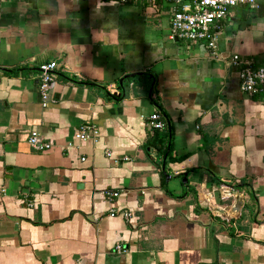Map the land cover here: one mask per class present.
Returning <instances> with one entry per match:
<instances>
[{
  "label": "crops",
  "instance_id": "0c3cea01",
  "mask_svg": "<svg viewBox=\"0 0 264 264\" xmlns=\"http://www.w3.org/2000/svg\"><path fill=\"white\" fill-rule=\"evenodd\" d=\"M262 9H231L215 56L163 0H0V264H264V95L232 63L264 67Z\"/></svg>",
  "mask_w": 264,
  "mask_h": 264
},
{
  "label": "built area",
  "instance_id": "2783aa9c",
  "mask_svg": "<svg viewBox=\"0 0 264 264\" xmlns=\"http://www.w3.org/2000/svg\"><path fill=\"white\" fill-rule=\"evenodd\" d=\"M120 3L137 2L139 0H116ZM158 0H152L155 5ZM173 7L171 15V38L184 39L193 42H205L212 54H218V38L221 29L220 22L227 18L230 10L241 5L261 9L262 3L258 0H163ZM234 65H241L239 77L241 89L250 96L264 95V67L254 68L249 60H242L239 55L232 57ZM57 63L55 61L43 63L40 66L39 90L43 105L47 106L53 101L51 87L54 81ZM154 129H163L165 123L159 112L153 113L149 120ZM100 131L96 125L85 124L77 131L75 138L79 141L97 140ZM29 142L38 152L53 149L51 141L44 140L38 131H33ZM112 156L111 152H107ZM126 160L129 158L126 157ZM107 196L113 200L120 196L119 191H108ZM111 216H116V211H111ZM131 213L125 212V217L130 218ZM114 252L124 253L126 248L117 243Z\"/></svg>",
  "mask_w": 264,
  "mask_h": 264
},
{
  "label": "trees",
  "instance_id": "16d2710c",
  "mask_svg": "<svg viewBox=\"0 0 264 264\" xmlns=\"http://www.w3.org/2000/svg\"><path fill=\"white\" fill-rule=\"evenodd\" d=\"M261 8H263V9L260 11V14L264 15V6H262ZM168 140H169V138L167 137V134L158 135L156 132L155 136H153L152 138H150L148 140V146L155 147L160 153H163L164 156L165 155L169 156L171 144L169 143ZM242 186H244V185H242ZM232 189L237 190V189H239V187L238 186H232Z\"/></svg>",
  "mask_w": 264,
  "mask_h": 264
},
{
  "label": "water",
  "instance_id": "95a60500",
  "mask_svg": "<svg viewBox=\"0 0 264 264\" xmlns=\"http://www.w3.org/2000/svg\"><path fill=\"white\" fill-rule=\"evenodd\" d=\"M185 182H186V179H185Z\"/></svg>",
  "mask_w": 264,
  "mask_h": 264
}]
</instances>
